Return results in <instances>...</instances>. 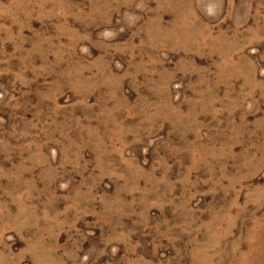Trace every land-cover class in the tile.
Instances as JSON below:
<instances>
[{"label": "rangeland", "instance_id": "374dc122", "mask_svg": "<svg viewBox=\"0 0 264 264\" xmlns=\"http://www.w3.org/2000/svg\"><path fill=\"white\" fill-rule=\"evenodd\" d=\"M0 264H264V0H0Z\"/></svg>", "mask_w": 264, "mask_h": 264}]
</instances>
